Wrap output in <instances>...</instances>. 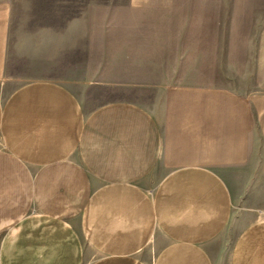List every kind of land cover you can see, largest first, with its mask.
Instances as JSON below:
<instances>
[{
  "label": "crops",
  "instance_id": "obj_1",
  "mask_svg": "<svg viewBox=\"0 0 264 264\" xmlns=\"http://www.w3.org/2000/svg\"><path fill=\"white\" fill-rule=\"evenodd\" d=\"M175 3L0 0V84L30 79L0 96V264H264L263 33L197 3L158 25L181 33L158 37L157 76L100 77L94 93L126 95L96 104L26 72L103 8Z\"/></svg>",
  "mask_w": 264,
  "mask_h": 264
},
{
  "label": "rangeland",
  "instance_id": "obj_2",
  "mask_svg": "<svg viewBox=\"0 0 264 264\" xmlns=\"http://www.w3.org/2000/svg\"><path fill=\"white\" fill-rule=\"evenodd\" d=\"M206 1L209 6L215 7V14L210 16L213 21L244 24L248 38L249 35L255 38L264 34V0H176L175 6L179 10L172 14L160 11L129 14L118 8H103L100 19L97 16L96 22L93 20V26L97 24L98 29L102 26V30H97L90 38L86 36L82 40L78 39L80 33L76 31L72 34L69 45L44 48L37 55L34 54L36 62L26 72L33 75L34 78L31 79L34 80L52 79L70 85L87 103L96 104L116 99L126 94L119 91L96 94L89 86L100 77L122 84L141 81L143 72H150L152 77L157 76L160 67L157 61L158 37L173 39L181 33L178 30L160 31L158 25H183L192 22L194 16L190 13V7ZM224 1H230V16L219 13L216 9L229 7L228 4H223ZM141 24L151 27L144 29ZM184 33L188 34L182 31ZM79 78H84V81ZM29 80L9 78L2 82L1 98L5 99L19 84Z\"/></svg>",
  "mask_w": 264,
  "mask_h": 264
}]
</instances>
